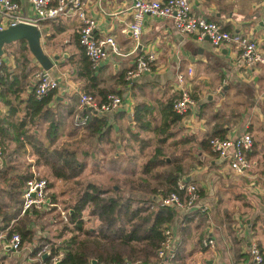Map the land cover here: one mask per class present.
Wrapping results in <instances>:
<instances>
[{"label": "crops", "instance_id": "crops-1", "mask_svg": "<svg viewBox=\"0 0 264 264\" xmlns=\"http://www.w3.org/2000/svg\"><path fill=\"white\" fill-rule=\"evenodd\" d=\"M14 1L19 4L21 16L32 17L29 0ZM57 1L52 0V3L56 4ZM84 1L88 12L97 20L93 35L96 38L113 36L119 50L118 54L110 52L105 59L90 68L88 73L85 69L84 52L78 44L80 23L74 10L57 19L40 21L36 26L41 32V48L53 62L47 71L60 82V88L56 90L58 100H61L60 96L69 94L74 95L78 101L77 94L71 93L75 88L92 94L98 103H101L105 94H114L112 92L119 93L120 95H115L122 98L121 106L116 111L103 114L94 111V114L105 116L109 126L108 135L103 141H98L96 135L89 138L90 146L94 148L90 156L96 160L95 163L100 146L104 147L101 155L112 154L105 167L107 170H111L109 163L112 158H116V163L123 166L128 161V156L134 159L133 156L146 154L147 151L143 149L152 147V140L156 142L153 149L156 148L161 135H156L152 130L162 124L167 111L164 106L167 100L179 97L176 75L189 66L193 76L186 87L195 96L196 105L170 126L167 147L175 155L187 156L182 157L183 165L186 160H196V163H192L196 168L190 169L186 175V164L184 165V178L199 187L202 199L208 201V195H215L217 197L214 201H217L218 195L228 199L231 194H235L230 201L236 202L243 200L242 193L246 197L251 194V184L259 180L264 165V66L247 70L240 63L239 49L234 44L214 48L204 38L178 32L171 20L149 15L144 17L141 38L136 44L128 31L132 21L133 0ZM189 1L196 15L256 40L264 55V0ZM19 41L5 45L1 57L7 72H11L12 78L18 79L16 92H12V96L9 93L12 105L22 108L24 100L32 91L36 72L44 69L28 47L25 51L27 62L22 63ZM21 41L26 43L25 40ZM14 45L17 47L13 50L12 59L6 57V49ZM148 52L155 53L156 57L152 72L142 74L133 82L131 79L128 83H121L119 76L126 75L136 58ZM54 56H58V59L55 60ZM29 57L34 59V64L28 63ZM247 93L252 103L246 106L248 98L243 95ZM74 103L77 108L75 100ZM140 104L149 109L144 114L143 122L147 123V128L151 131L140 129L133 119L134 108ZM0 109L5 111L6 106L0 103ZM243 132L252 137L253 146L248 157L250 167L243 174H236L208 145L203 144V140L211 135L233 137ZM191 143H194V147H191ZM243 187L244 191L241 193ZM252 194L257 203L264 202V191L262 194ZM150 197L154 201L160 198L159 195ZM249 199L247 198L248 201ZM186 212L176 211L171 224L176 247L182 246L184 256L188 252L190 258L209 249L206 264H249L250 240H255L264 250V242L253 237L254 231L241 229L239 223L232 225V231L222 228L225 233H218L208 223L205 214L200 215L197 209ZM0 235V264L12 261V257L13 260L16 258V264H30L33 261L22 247L16 252L7 249L4 245L7 239L3 233ZM204 237H211L215 241L213 248L202 247L199 239ZM182 264H185L184 260Z\"/></svg>", "mask_w": 264, "mask_h": 264}, {"label": "trees", "instance_id": "trees-1", "mask_svg": "<svg viewBox=\"0 0 264 264\" xmlns=\"http://www.w3.org/2000/svg\"><path fill=\"white\" fill-rule=\"evenodd\" d=\"M223 28L229 30L227 27ZM19 48L22 63L26 64L27 44L20 40ZM84 59L88 73L94 65L85 54ZM17 80V77L12 78L11 72H7L3 66L0 74V101L6 106V110L0 109V233H3L6 239L13 233H18L22 245L32 240V219L37 217L40 211L34 210L32 214L26 213L17 219L23 200V187L31 177V172L28 169L20 170V167L14 166L13 163L20 156L27 155L33 158L29 166L45 167L55 179H77L86 167V161L78 156L89 155L88 150L81 149V144L93 135L98 136V141H103L108 135L109 126L105 116L58 100L56 90L37 99L34 95V85L24 100L23 107L14 106L10 97L12 92H16ZM119 81L123 84L129 82L125 74L119 76ZM112 93L120 95L117 92ZM106 96L107 94L101 98V102ZM175 97L167 100L164 105L167 110L164 120L158 128L152 130L156 135H161V138L157 141L154 154L142 164V176H139L137 183H133L132 190L136 193L133 191L132 195L123 196L119 188H102L95 182H86L66 212L68 222L73 227L70 230L72 235L64 241L42 238L43 242L33 247L30 252V257L37 259L30 264H51V260L59 255L61 257L55 264L159 263L156 250L164 239V228L171 225L176 217L174 209L160 205V198L176 191V182L184 174L181 159L176 157V160L166 162L162 147L168 139V129L182 117L173 111ZM193 97L195 98L194 95ZM147 111V106L142 104L134 108L133 119L142 130L149 129L147 123L143 122ZM78 117L84 118V123H79ZM79 130L82 134L78 133ZM212 137L223 138V135H211L203 140V144L209 147L208 142ZM11 162L12 166H8L7 163ZM116 162V158H112V172H120L122 177L133 172V168L129 171L126 167H116L120 166ZM170 165L171 170H157L159 167ZM148 176L156 184H150L146 178ZM151 195H159L160 198L154 201ZM2 198L8 202H4ZM49 198L52 202L53 197L50 195ZM12 203L17 207L8 210ZM85 211L88 212V219L92 217L99 222L97 227H84ZM13 220L15 221L11 224ZM58 237L60 238L59 234ZM199 243L201 244V239ZM181 248L182 246H177L176 255L168 264L183 263ZM260 249L264 256V250L261 247ZM46 251L48 255L42 259ZM93 260L96 262L93 263Z\"/></svg>", "mask_w": 264, "mask_h": 264}, {"label": "built area", "instance_id": "built-area-1", "mask_svg": "<svg viewBox=\"0 0 264 264\" xmlns=\"http://www.w3.org/2000/svg\"><path fill=\"white\" fill-rule=\"evenodd\" d=\"M32 17H23L19 14V4L14 0H0V31L19 22L37 24L43 20L57 19L74 10L79 20L78 44L92 65L105 59L110 52L119 53L115 39L111 35L96 38L93 31L97 20L86 7L84 0H58L56 4L52 0H29ZM146 15L169 19L174 29L183 34H195L199 38H207L212 47L219 48L224 44H234L239 49V61L247 70L256 66H264V55L259 50L256 40L237 31L226 30L215 21L196 15L189 0H133L132 21L128 26L131 38L139 42L142 34L143 20ZM156 60L155 53L148 52L139 55L133 67L126 72V79L131 80L140 77L144 73L152 72V66ZM4 61L0 57V74ZM193 76L191 67H187L176 75V84L179 97L173 100V110L180 115L185 114L196 105L195 98L187 89L186 83ZM34 95L40 99L52 90L60 88L57 78L50 75L47 70H40L35 74ZM78 96L79 109L91 107L99 114L116 111L122 103V98L115 94H108L105 100L98 103L96 98L89 93L74 89ZM84 118L78 117L79 123H84ZM209 149L217 157L225 162L230 170L236 174H243L250 167L248 153L252 150L253 142L249 133L243 132L233 137H212ZM0 145V153H1ZM31 177L24 184L22 191V204L18 218L26 213L32 214L34 210L46 211L52 204L48 196V180L40 176L39 171L32 167ZM254 194H262L264 191V165L263 171L257 182L251 184ZM201 202L198 187L193 182H188L184 177L176 182V191L160 198V205L190 212L198 209ZM15 220L11 221V224ZM11 227V225L9 226ZM1 237V235H0ZM5 237V236H4ZM6 239V238H5ZM204 247L213 248L214 240L205 237L201 240ZM9 250L16 252L21 248L20 235L13 233L4 244ZM176 238L171 225L164 228V239L156 250V258L161 261L158 264H168L176 255ZM249 264H264V256L260 246L255 240H250L248 245ZM61 255L54 257L51 264H55Z\"/></svg>", "mask_w": 264, "mask_h": 264}, {"label": "rangeland", "instance_id": "rangeland-1", "mask_svg": "<svg viewBox=\"0 0 264 264\" xmlns=\"http://www.w3.org/2000/svg\"><path fill=\"white\" fill-rule=\"evenodd\" d=\"M16 47L17 45H14L6 49V57L12 59V53H13V50L16 49ZM11 59L9 60L12 64ZM29 62L34 64V59L32 57H29L28 63ZM73 97L75 96L74 95L70 96L69 94H67V95H62L60 99L65 101V103L69 102V104H73L74 106L76 105L74 103V100H75V102L77 103V108H79V103L76 97L75 99ZM243 97L248 98L246 106L252 103V100L249 99L248 93L244 94ZM0 103H2V101ZM81 132L82 131L80 130L78 131V133L82 134ZM76 138L78 137H75V139ZM152 141H153L152 147L143 149L147 151L146 154H141L139 157H136V159H132L129 156L127 157L129 159L127 162L123 164V166L126 167L127 168L126 170H129V171L133 168V172L126 173V176H123V177L120 175L121 174L120 172L114 173L111 170H107V168H105L106 166H108L107 164L112 154L101 155L104 153L103 146H100L98 148V152H97L98 160H97V163H95L96 160L90 156L94 148L90 146L89 140L87 141L84 140L80 146L81 149L83 148L85 150H88L89 155L85 156L82 154L78 156L79 159H83L86 161V167L77 179H73L69 181L55 179L49 175V171L45 167L34 166V169L39 171L40 176L48 180L49 185H50L48 189V196L50 197L51 195L53 198H52V204L49 206V208L46 209V211L38 212L37 217L33 218L34 224L32 225V228H33L32 230H35V231H33L32 240H30L29 242L23 243L21 245L22 247L21 249L22 250L24 249L25 254L29 255L33 247L43 242L41 241L42 238H50V239H54L55 241L56 240L64 241V240H67L72 235L70 233V230L73 227L68 222L66 212L69 206L74 202L77 195L81 192L86 182L88 181L95 182L98 185H100L102 188L103 187L110 188V189L112 187L119 188V192L123 196L127 194L132 195L133 194L132 192L134 191L132 190L133 183H137L138 179L140 178L139 176H142L140 174V169L142 167V164L146 162L152 156V154H154L152 152H154L153 147L156 145L155 144L156 142L154 140ZM167 144H168V141H165V143L162 145L166 162H172L173 160H176V157H178L182 161L183 158H180V157H184V158L187 157L185 154L175 155L174 153L170 152V150L167 147ZM193 144L191 143V147H194ZM72 147L74 148V145ZM177 151L180 153L179 149H177ZM148 152H151V153H148ZM17 161L13 163L14 166L20 167V170L28 169L29 172L31 171L32 166H29V163L33 162V158L31 156H27V155L20 156V158H18ZM192 163H196V160H194V162L188 161V160L185 161V164H186L185 175L190 171V169L194 170V168H196L194 164ZM7 165L12 166V162L9 164L7 163ZM111 166L112 165L109 163V167ZM123 166L120 165L116 167L121 168ZM171 168H172V165L159 167L157 168V170L158 171L171 170ZM185 175L183 174L180 178L184 177ZM146 178L150 182V184L152 185L156 184L155 181L151 179L149 176ZM243 191H244V187L242 190H240V192L242 193ZM242 195L244 196L243 200H238L236 202L230 201L231 198H234L236 196L235 194H231V197L228 198L229 200L224 199L223 197H220L222 195H218V198L216 199L217 201H214L215 197H217L215 195H213L212 197H210L211 195H208V201L202 199V196H200L201 202L199 204L197 212H199L200 215L205 214L206 219L209 220L208 223H210V225L212 224V227H214V230H216V232L218 233L219 232L225 233V231L222 228H224L227 231H232V225H236L239 223L241 226V229L253 230L254 231V234H252L254 235L253 237L259 238L261 241L264 242V202L257 203L256 202L257 199L255 195H253L252 193L247 194V197L243 193ZM247 198H250L249 199L250 201H248ZM2 199L4 200V202H8L7 199L5 198H2ZM16 207L17 205L12 203L10 204V208H8V210L15 209ZM84 213H85L83 217L84 222H85L84 227L85 228L97 227L99 222L96 221L94 218L88 219L86 216V214H88L87 211H85ZM239 218L241 219L240 221H239ZM247 222H248L249 228H247ZM223 225L226 227H223ZM58 234L60 238L58 237ZM208 250H204L203 252L194 254L190 258H189L190 254H188L187 252L186 253L187 256L186 255H185L186 257L184 256L185 264H197L199 262L202 264H206V259L209 258V254H210ZM15 260L16 258L13 260V257H12V261H9L6 264H16ZM36 260L37 259L35 257L32 262H35ZM135 264H137V262Z\"/></svg>", "mask_w": 264, "mask_h": 264}, {"label": "water", "instance_id": "water-1", "mask_svg": "<svg viewBox=\"0 0 264 264\" xmlns=\"http://www.w3.org/2000/svg\"><path fill=\"white\" fill-rule=\"evenodd\" d=\"M40 37L41 32L36 24L19 22L13 26H9L8 28L0 31V57L3 54L5 45L15 41L25 40L30 53L35 57L41 68L49 70L52 67L53 62L51 58L44 54L40 45ZM204 39L208 40L206 37ZM54 59H58V56H54ZM135 80L136 79L134 78L132 82ZM86 110L91 111L92 108L88 107ZM7 249H9L8 246ZM47 255L48 251L44 252L42 259H44ZM92 262L95 263L96 261L93 260Z\"/></svg>", "mask_w": 264, "mask_h": 264}]
</instances>
